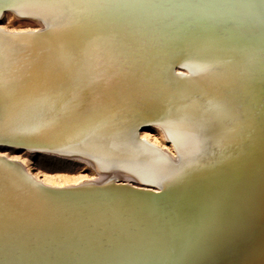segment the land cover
I'll list each match as a JSON object with an SVG mask.
<instances>
[{"label":"bare ground","instance_id":"1","mask_svg":"<svg viewBox=\"0 0 264 264\" xmlns=\"http://www.w3.org/2000/svg\"><path fill=\"white\" fill-rule=\"evenodd\" d=\"M4 11L41 25H0V148L109 174L50 183L0 150V264H264V0Z\"/></svg>","mask_w":264,"mask_h":264},{"label":"rangeland","instance_id":"2","mask_svg":"<svg viewBox=\"0 0 264 264\" xmlns=\"http://www.w3.org/2000/svg\"><path fill=\"white\" fill-rule=\"evenodd\" d=\"M40 19L34 16H26L15 12L4 11L0 17V25L8 29H27L41 25ZM141 135L146 136L151 142L162 148L173 151L170 141L159 127L150 125L140 130ZM8 155L21 158L26 167L43 180L50 183H71L87 180H102L109 172L98 170L89 158L75 154H53L45 152H26L23 149L0 148ZM67 155V156H66ZM52 156V157H51ZM119 178L129 176L121 171L113 172ZM128 176V177H127ZM134 181L133 178H130ZM49 180V181H48ZM53 181V182H52ZM55 181V182H54Z\"/></svg>","mask_w":264,"mask_h":264},{"label":"snow or ice","instance_id":"3","mask_svg":"<svg viewBox=\"0 0 264 264\" xmlns=\"http://www.w3.org/2000/svg\"><path fill=\"white\" fill-rule=\"evenodd\" d=\"M2 70H3V50L0 49V87H2L3 85Z\"/></svg>","mask_w":264,"mask_h":264}]
</instances>
